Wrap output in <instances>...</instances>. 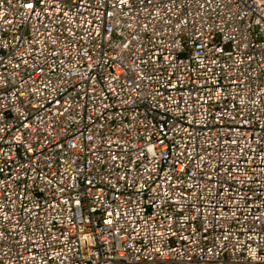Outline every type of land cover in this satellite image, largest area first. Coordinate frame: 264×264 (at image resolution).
<instances>
[{
    "label": "built area",
    "instance_id": "obj_1",
    "mask_svg": "<svg viewBox=\"0 0 264 264\" xmlns=\"http://www.w3.org/2000/svg\"><path fill=\"white\" fill-rule=\"evenodd\" d=\"M0 264H264V0H0Z\"/></svg>",
    "mask_w": 264,
    "mask_h": 264
},
{
    "label": "snow or ice",
    "instance_id": "obj_2",
    "mask_svg": "<svg viewBox=\"0 0 264 264\" xmlns=\"http://www.w3.org/2000/svg\"><path fill=\"white\" fill-rule=\"evenodd\" d=\"M29 7H31V5H29Z\"/></svg>",
    "mask_w": 264,
    "mask_h": 264
}]
</instances>
